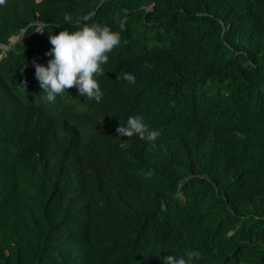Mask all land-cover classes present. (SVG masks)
Returning <instances> with one entry per match:
<instances>
[{"label":"trees","instance_id":"16d2710c","mask_svg":"<svg viewBox=\"0 0 264 264\" xmlns=\"http://www.w3.org/2000/svg\"><path fill=\"white\" fill-rule=\"evenodd\" d=\"M65 14L120 33L99 103L50 104L35 77ZM20 29L0 58V264H264V0H7L0 43ZM137 115L154 142L116 133Z\"/></svg>","mask_w":264,"mask_h":264},{"label":"clouds","instance_id":"9594fccd","mask_svg":"<svg viewBox=\"0 0 264 264\" xmlns=\"http://www.w3.org/2000/svg\"><path fill=\"white\" fill-rule=\"evenodd\" d=\"M7 0H0V6H6ZM118 19L119 28L125 29L126 22ZM64 21L75 28L69 31L67 28L58 34H51L49 41L52 48L46 55L52 57L47 65L36 63L35 77L39 81L42 92L46 93L45 99L54 104L58 95H63L68 89L76 87L79 95L89 100L100 102L103 96L100 84L96 77L105 74L102 65L109 59V53L121 43L120 33L113 31L108 26L99 24H87L83 18L74 19L70 14H65ZM36 32L43 34L44 28L37 22ZM58 26V25H57ZM24 36V29L18 33L11 34L6 43H0V58L5 55L8 48L20 42ZM4 47H1V46ZM145 67L151 68L147 61ZM123 78L129 84H134L136 77L125 71ZM120 137L137 136L141 140L154 142L160 135L161 130L150 128L142 116H130L126 125L121 124L116 128ZM201 258V253L195 250L188 251L185 256L176 257L166 255L163 264H194L195 260Z\"/></svg>","mask_w":264,"mask_h":264},{"label":"rangeland","instance_id":"374dc122","mask_svg":"<svg viewBox=\"0 0 264 264\" xmlns=\"http://www.w3.org/2000/svg\"><path fill=\"white\" fill-rule=\"evenodd\" d=\"M1 47H4L3 45Z\"/></svg>","mask_w":264,"mask_h":264}]
</instances>
